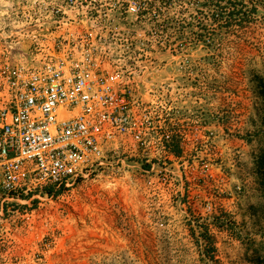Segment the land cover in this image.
<instances>
[{
	"label": "rangeland",
	"instance_id": "374dc122",
	"mask_svg": "<svg viewBox=\"0 0 264 264\" xmlns=\"http://www.w3.org/2000/svg\"><path fill=\"white\" fill-rule=\"evenodd\" d=\"M130 1L0 0V62L39 68L104 25L132 43L113 55L139 97L180 131L153 171L118 153L4 203L0 264H264V0H216L226 22L212 0H133L138 17Z\"/></svg>",
	"mask_w": 264,
	"mask_h": 264
},
{
	"label": "built area",
	"instance_id": "2783aa9c",
	"mask_svg": "<svg viewBox=\"0 0 264 264\" xmlns=\"http://www.w3.org/2000/svg\"><path fill=\"white\" fill-rule=\"evenodd\" d=\"M126 13L138 17V5ZM94 24L39 68L0 62V207L73 187L118 153L153 166L180 145L164 107L137 94L113 53L125 47Z\"/></svg>",
	"mask_w": 264,
	"mask_h": 264
},
{
	"label": "trees",
	"instance_id": "16d2710c",
	"mask_svg": "<svg viewBox=\"0 0 264 264\" xmlns=\"http://www.w3.org/2000/svg\"><path fill=\"white\" fill-rule=\"evenodd\" d=\"M212 3H214V8L216 7V9H218V10H214V12H213V15H212V17H213V21H215V22H220L221 20L223 21H227V16L225 17V18H223V11L224 10H221L223 7H220V4H218V1H214V0H212L211 1ZM221 8V9H220ZM239 12H241V10H238ZM256 10H255V7L254 6H251V10H249V12L247 11V12H243V17H244V13L246 14H253L254 12H255ZM215 12H217V13H215ZM230 14H233V13H230V12H228V15L230 16ZM241 18V20L242 19H246V18ZM230 19H232V18H230ZM241 20H237L236 22L234 21V23H238V25H242V21ZM244 21H246V20H243V22ZM247 22V21H246ZM227 24H228V22H227ZM207 238V237H206ZM207 241H209V239L207 240Z\"/></svg>",
	"mask_w": 264,
	"mask_h": 264
}]
</instances>
